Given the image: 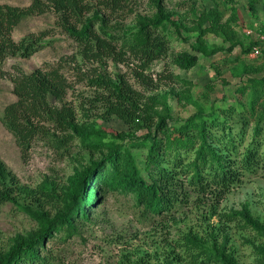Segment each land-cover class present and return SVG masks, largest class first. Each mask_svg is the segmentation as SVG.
<instances>
[{
    "label": "trees",
    "instance_id": "trees-1",
    "mask_svg": "<svg viewBox=\"0 0 264 264\" xmlns=\"http://www.w3.org/2000/svg\"><path fill=\"white\" fill-rule=\"evenodd\" d=\"M190 1L194 6L198 0ZM125 3L126 0H32L28 7L0 5V69L6 58H29L45 46L42 41L46 32L31 34L19 42L12 33L25 18L48 12L55 14L57 25L77 43L84 61L127 64L136 79L148 86L156 81L146 74L154 63L171 57L170 65L189 70L200 57L232 53L238 46L250 55L259 46V36L264 35L263 26L247 35V43L237 39L232 23L240 17L234 7L226 22H222L225 12L218 6L200 13L193 9L195 19L190 26L176 20L162 0L155 1L152 18L124 29L110 28ZM250 7L256 14L253 1ZM192 33H197L194 41ZM209 33L223 37L230 46L211 48L205 40ZM174 37L188 44L189 49L170 54ZM260 58L258 71L264 70V47ZM247 75L244 70L242 76ZM105 77L99 76L95 81L103 91L95 100L83 101L79 108L85 117H90L88 112L95 111V107L101 108L102 119L118 118L129 132L79 125L75 107L63 103L70 85L62 66L39 68L30 74L18 68L12 76L17 100L5 108L1 122L15 136L22 151L27 152L32 143L42 139L62 157L70 154V148L78 141L75 147L88 157V166L75 169L62 187L45 181L30 190L20 188L16 177L0 162V203L16 205L38 225L32 235H18L9 248L0 249V264H65L46 244L67 240L78 224L92 219L96 207L111 194L132 195L149 216L168 215L181 202L188 203L193 192L197 203H203L211 194L220 201L244 177L264 169V77L247 78L237 89L244 100L238 99L236 106H213L207 112L195 102L197 112L181 125L175 123L171 114L168 95L144 101L124 75L119 74L114 80ZM166 79L181 81L174 73ZM233 118L238 121L235 126L230 125ZM143 129L147 133L137 136ZM135 147L147 150L141 164L132 152ZM236 215L264 233L248 208ZM181 248L191 253H174L175 260L167 264H237L224 250L223 254H214L196 239L188 240ZM195 249L201 250L199 254L192 251ZM259 251L264 261V247Z\"/></svg>",
    "mask_w": 264,
    "mask_h": 264
},
{
    "label": "rangeland",
    "instance_id": "rangeland-1",
    "mask_svg": "<svg viewBox=\"0 0 264 264\" xmlns=\"http://www.w3.org/2000/svg\"><path fill=\"white\" fill-rule=\"evenodd\" d=\"M155 1L126 0L124 9L110 22V28L124 29L139 20L152 18L156 13ZM162 1L164 8L176 20L181 19L190 26L195 19L193 9L200 13L218 6L225 12L222 22H226L230 18L231 8H236L240 19L233 22L232 27L237 39L244 43L248 42V31L255 33L264 26V0H198L194 6L190 0ZM250 1L254 3L256 14L251 12ZM31 2L0 0V5L28 7ZM42 32L47 33L46 39L42 41L44 47L29 58H6L0 69V162L16 177L20 188L34 190L45 181H54L62 187L75 169L88 166V157L75 147L78 141H72L74 145L70 148V154L62 157L59 155L61 152L42 139L32 143L27 152L22 151L15 136L1 122L5 108L17 100L12 76L18 68L30 74L39 68L62 66V72L70 85L63 103L75 107L77 123L84 128H106L117 133L129 132L128 126L120 119H102L101 108L97 107L95 111L88 112L90 117H85L79 108L83 101L95 100L98 92L103 91L95 83L99 76L114 80L117 75H124L144 101L168 95L171 114L177 120V125L197 112L195 102L207 112L213 106L224 109L236 106L238 99L244 100L237 89L247 78L264 77V70L258 71L262 63L260 56L253 58L245 55L243 48L238 46L232 53H218L211 58L200 57L198 63L189 70L170 65L171 57L154 63L146 74L156 81L148 86L136 79L127 64L108 61L100 65L84 61L79 55L77 43L57 25L53 12L25 18L14 29L12 38L19 42L31 34ZM191 36L194 41L197 33ZM205 40L211 48L230 46L223 37L210 33L205 36ZM171 44L170 54L189 49L188 44L175 37ZM74 57L77 62H74ZM244 70L247 76H242ZM171 73L179 76L181 81L165 80ZM159 78L162 79L158 81ZM155 83L159 86L156 87ZM232 120L230 125L235 126L238 121ZM147 131L143 129L137 132V136ZM146 151V148H132L140 164ZM180 178L184 179L185 176ZM244 208H248L264 228V169L259 170L257 175L244 177L243 182L220 201L215 199V194H211L203 203H197L193 192L188 203L181 202L168 215L149 216L137 205L132 195L111 194L103 205L96 207L92 219L88 223L78 224V229L67 240H53L46 245L62 257L65 264H167L175 260L174 253L186 252L189 255L191 251L181 247L188 240L196 239L214 254H223L224 250L237 264H264L259 251L264 247V233L253 229L241 216L236 215ZM37 227V222L16 205L0 203V249L9 248L18 235H32ZM192 251L199 254L201 250Z\"/></svg>",
    "mask_w": 264,
    "mask_h": 264
},
{
    "label": "built area",
    "instance_id": "built-area-1",
    "mask_svg": "<svg viewBox=\"0 0 264 264\" xmlns=\"http://www.w3.org/2000/svg\"><path fill=\"white\" fill-rule=\"evenodd\" d=\"M248 36H251L253 34L252 31H248L246 33ZM259 40H260V43H259V46H256L253 50V52L250 54L251 57H259L260 54H261V50H262V47H264V35H260L259 36Z\"/></svg>",
    "mask_w": 264,
    "mask_h": 264
}]
</instances>
